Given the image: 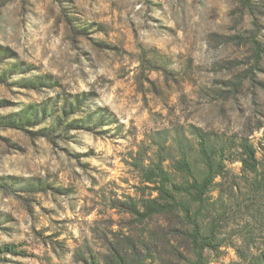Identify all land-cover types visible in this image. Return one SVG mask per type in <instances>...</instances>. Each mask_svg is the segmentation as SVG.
Instances as JSON below:
<instances>
[{
	"label": "rangeland",
	"instance_id": "374dc122",
	"mask_svg": "<svg viewBox=\"0 0 264 264\" xmlns=\"http://www.w3.org/2000/svg\"><path fill=\"white\" fill-rule=\"evenodd\" d=\"M198 135L227 171L205 263L248 264L264 190L239 145L264 171V0H0V264L193 260L169 218L124 204L149 197L135 165L159 148L200 168Z\"/></svg>",
	"mask_w": 264,
	"mask_h": 264
},
{
	"label": "trees",
	"instance_id": "16d2710c",
	"mask_svg": "<svg viewBox=\"0 0 264 264\" xmlns=\"http://www.w3.org/2000/svg\"><path fill=\"white\" fill-rule=\"evenodd\" d=\"M164 150L165 145L161 146ZM161 148L157 156L147 164H136L141 183L149 191L148 198L139 201L131 200L124 204L127 213L138 223H145L169 218L168 228L171 233L184 236L193 260L182 257L184 264H206L204 252L217 250L218 243L213 231L216 229L214 220L208 219L207 211L211 193L219 185L218 179L227 174L223 153L217 152L214 146L208 144L203 136L198 135L196 167L188 157L187 152L180 147L177 157L169 153L161 156ZM239 162L243 172L253 176V186L257 192L264 190V171L262 163L256 157L252 145L242 142L239 145ZM168 162V166L165 163ZM179 222V224L175 222ZM177 225L184 226L179 230ZM155 238V233L148 231L149 243ZM113 264H128L119 250L113 251ZM154 258L150 259L149 264ZM145 260L134 258V264H144ZM248 264H264V251L253 254Z\"/></svg>",
	"mask_w": 264,
	"mask_h": 264
}]
</instances>
